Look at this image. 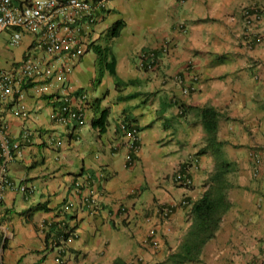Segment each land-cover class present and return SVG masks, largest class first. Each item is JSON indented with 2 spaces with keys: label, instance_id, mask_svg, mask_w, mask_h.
Returning a JSON list of instances; mask_svg holds the SVG:
<instances>
[{
  "label": "crops",
  "instance_id": "0c3cea01",
  "mask_svg": "<svg viewBox=\"0 0 264 264\" xmlns=\"http://www.w3.org/2000/svg\"><path fill=\"white\" fill-rule=\"evenodd\" d=\"M250 5L261 9L251 29L242 12ZM118 20L126 26L111 37ZM79 27L81 49L62 45L53 53L34 49L32 32L22 30L15 46L9 44L11 30L4 32L6 42L0 36V68L16 72L31 52L42 67L54 70L21 81L0 101V136L11 149L7 174L26 187L7 190L0 206V264H174L169 255L192 223L183 201H195L208 188L216 147L234 164L230 174H240L237 183L229 174L230 195L237 186L239 194L231 197L232 207L201 261L184 264H259L264 0H106L95 10L94 22L80 19ZM166 41L170 50L159 52L156 65H141L142 51H159ZM96 47L115 60V74L101 69ZM69 61L72 71L61 75ZM178 73L190 81L197 73L195 89L185 93L174 79ZM97 100L110 113L104 129L92 126ZM64 104L83 112L85 123L58 122L55 114ZM20 105L25 115L14 114ZM204 106L221 115L218 146L208 142ZM133 128L139 129L137 148ZM2 146L0 140V163ZM252 152L260 154L258 175ZM185 168L193 177L189 187L175 180V172ZM163 204L174 206L168 218L157 212ZM52 220L74 231L62 246L46 250L44 225Z\"/></svg>",
  "mask_w": 264,
  "mask_h": 264
},
{
  "label": "built area",
  "instance_id": "2783aa9c",
  "mask_svg": "<svg viewBox=\"0 0 264 264\" xmlns=\"http://www.w3.org/2000/svg\"><path fill=\"white\" fill-rule=\"evenodd\" d=\"M16 0H0V36L11 30L9 44L11 46L18 45L22 37V30L36 34L34 42V49H46L49 52H58L61 46H69L71 48L78 47V33L80 31V19H86L90 23L94 22V13L97 8L104 7L106 0H26L22 6L15 3ZM184 1V0H183ZM260 8L257 5L246 6L243 9V17L248 28H252L260 19ZM180 27L185 31V24ZM65 35L62 36L61 32ZM170 50V42L166 41L162 48L157 50H146L139 54L141 65H145L149 61L150 66L156 65L158 60V52L168 53ZM71 58V57H70ZM69 58V59H70ZM64 64V63H63ZM191 67V64L189 65ZM73 64L69 61L64 68L60 70V74L64 75L71 72ZM54 70L51 67H42L37 61L34 54L29 52L24 59L19 69L16 72H10L0 68V101L7 100L18 89L19 83L25 79L34 80L43 75H52ZM174 79L179 83L185 93H190L195 89L192 80L198 79L197 73H192L191 81L183 74H175ZM190 81V82H189ZM15 115H25L26 110L24 105H20L15 111ZM56 119L60 123H68L71 120H78L80 124L85 123L84 113L81 111H74L69 104H64L61 109L55 114ZM31 132L26 130L23 138L29 139ZM132 144L137 148V141L139 139V129H132ZM2 147L4 148L5 158L0 163V206L2 205L5 193L9 189L21 188L26 190L25 186H19L8 176L7 168L8 162L11 158V149L7 137L2 133L0 136ZM136 144V145H135ZM18 147V145H15ZM254 162L256 163L253 173L258 175L260 173L259 163L260 154L252 152ZM258 165V166H257ZM175 180L184 185L192 186L193 177L188 168L179 169L175 172ZM183 204H189L187 200ZM97 200L90 201V207L95 209ZM173 205H160L157 212L163 217L168 218L173 213ZM259 264H264V253L259 260Z\"/></svg>",
  "mask_w": 264,
  "mask_h": 264
},
{
  "label": "trees",
  "instance_id": "16d2710c",
  "mask_svg": "<svg viewBox=\"0 0 264 264\" xmlns=\"http://www.w3.org/2000/svg\"><path fill=\"white\" fill-rule=\"evenodd\" d=\"M125 26L126 22L124 20H118L112 25L109 35L111 37L119 36ZM96 52L101 59L103 67L101 69H106L115 74V60H107L109 52L101 50V47H96ZM157 55H159V52ZM94 106L95 117L92 126L104 129L109 122V110L107 108L101 109L98 100L94 102ZM200 112L202 123L208 133V142L218 146L220 113L211 106L202 107ZM215 149L218 151V155L215 170L209 178L208 188L201 197L188 204L187 210L192 218V223L179 247L169 255L168 260L174 264L200 262L204 248L217 237L224 217L232 207L230 195L232 183L229 174L235 170V167L231 161L225 159L224 153L220 151L219 147ZM44 226L46 250L62 246L71 235V232L74 231V227H69L62 221L52 220Z\"/></svg>",
  "mask_w": 264,
  "mask_h": 264
},
{
  "label": "rangeland",
  "instance_id": "374dc122",
  "mask_svg": "<svg viewBox=\"0 0 264 264\" xmlns=\"http://www.w3.org/2000/svg\"><path fill=\"white\" fill-rule=\"evenodd\" d=\"M8 36H9V34L8 33H4V34H2V36H1V41L2 42H6L7 41V39H8ZM14 50H16V47L15 48H13ZM245 177H249L250 175L249 174H246V175H244ZM240 174L239 173H232V174H230V179L233 181V182H235V183H237L238 181H240ZM247 180H245L244 182H246ZM250 181V180H249ZM239 194V187L237 186L235 189H233L232 190V194H231V197L233 196L234 197V195L236 196V195H238Z\"/></svg>",
  "mask_w": 264,
  "mask_h": 264
}]
</instances>
